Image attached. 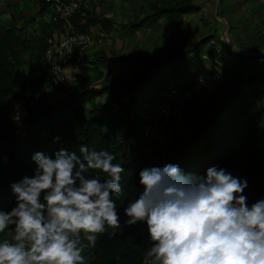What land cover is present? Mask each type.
I'll return each mask as SVG.
<instances>
[{
	"label": "trees",
	"instance_id": "trees-1",
	"mask_svg": "<svg viewBox=\"0 0 264 264\" xmlns=\"http://www.w3.org/2000/svg\"><path fill=\"white\" fill-rule=\"evenodd\" d=\"M38 8V13L43 15L48 6ZM198 11V5L192 0H147L144 16L124 23L122 28L134 32L145 22L167 17L171 20L173 34L180 37V17ZM21 17H11L6 26L0 21V208L10 211L16 206L10 185L24 176L34 175L36 165L32 156L36 152L54 156L63 148L82 156L81 146L108 151L115 156L112 163L124 169L121 174L123 191L119 199L114 197L121 229L116 230V236L109 235L112 229L99 235L87 264H145V255L152 246L147 226L145 223L125 225L128 217L124 209L143 192L139 173L151 167L148 152L158 154L164 147L152 143L150 150L144 148L142 128L149 115L139 103H150L154 99L162 103L166 99L171 83L160 84V73L177 58H182L188 46L178 45L160 56L152 53L122 55L123 64H134L136 68L130 80L122 81L107 73L104 83L95 87L90 77L79 76L76 87L70 92V85L52 82L43 56L41 73L44 74L37 77L33 89L50 83L61 89V98L47 105L31 96L34 103L29 105L26 115L15 119L7 100L22 97L15 67L19 55L30 49L28 40L20 36L24 29L19 23ZM71 23L78 32H88L94 25L109 32L113 25L110 17H99L82 7L71 17ZM205 40L203 38L194 48L203 46ZM79 54L75 49L71 62L77 61ZM98 56L91 63L98 68L104 67L108 58L103 54ZM175 70L170 71L171 77H175ZM200 71L202 69L191 72L187 81L173 83V86L185 88ZM259 82L264 89V74L259 76L258 72L241 78L190 137L179 144L168 145L174 147L176 154L166 165H178L185 175L193 176H204L212 166L223 168L233 177L247 180L248 186L242 194L247 197L249 206L264 199V131L256 124L259 113L253 111L262 93ZM103 95L108 98L106 102L96 101ZM117 107H123L125 114L122 115ZM89 175H99L101 181L110 178L102 170H89ZM11 228L0 233V239Z\"/></svg>",
	"mask_w": 264,
	"mask_h": 264
},
{
	"label": "clouds",
	"instance_id": "clouds-1",
	"mask_svg": "<svg viewBox=\"0 0 264 264\" xmlns=\"http://www.w3.org/2000/svg\"><path fill=\"white\" fill-rule=\"evenodd\" d=\"M79 151L36 152L34 175L10 185L16 206L0 208V233L14 226V234L0 241V264H87L84 250L99 235H117L124 169L108 151ZM139 177L143 192L124 212L125 225L147 226L145 264H264V199L248 205L246 179L216 166L185 175L172 164L146 167Z\"/></svg>",
	"mask_w": 264,
	"mask_h": 264
},
{
	"label": "rangeland",
	"instance_id": "rangeland-1",
	"mask_svg": "<svg viewBox=\"0 0 264 264\" xmlns=\"http://www.w3.org/2000/svg\"><path fill=\"white\" fill-rule=\"evenodd\" d=\"M146 1L147 0H82L81 7L86 9L89 13H96L99 17H102L103 14L105 15V13L108 12L107 10L112 11L115 6V10L113 11L114 14H112L113 16L110 18L113 21V25L110 29L112 32V40L111 42L104 41L103 44H97L96 40L99 33L103 29L99 25H94L88 29L92 43L90 46L80 51L77 61L70 63L69 66L73 69V73L68 74L67 71L69 79L68 85H70L69 92L76 87L79 81V76L90 77L91 85L95 87H99L104 83V75L107 73L122 81H128L133 77L136 68L134 64H123L120 60L122 55L130 53L146 55L152 53L160 56L172 49H175L178 45H189L190 43L188 41H190L195 35H198L199 32H192L188 30L187 32L183 31L180 37L175 36L171 30V20L167 17H163L161 20L158 19L152 22H146L136 32H130L123 29L122 26L124 23L130 22L134 19L138 20L144 16L143 11ZM192 1L199 5L204 4L206 1L209 5L212 4L211 0ZM211 7L212 9L210 10L213 11V4ZM38 11L39 8L27 0H0V21L6 26L11 21V17L21 15L22 17L19 23L24 26V29L20 36L27 39L30 45L29 50L24 51L19 55L17 65L15 67L19 84L22 87V97L7 100L12 109V117L15 119H20L22 116L26 115L29 105L34 103L31 96H34V98L40 103L50 105L56 103L62 95L61 89L52 86L50 83L39 85L35 88L36 90L33 89L37 77L44 74L43 72L41 73L43 67L41 65L43 64V48L45 39L48 34L52 33L56 29V27L54 28L50 24V7L48 6L46 13L43 15H40ZM203 20L208 23H204ZM213 20H215L214 16L207 13L206 16H203L201 29L198 31L202 30L200 35H212L210 37L215 38L214 44L212 45L219 46L221 48L220 51L223 53L224 50L221 46L222 43H220L221 38L218 35L220 27H217L214 31H212V26L214 24ZM101 54L108 58V63H106L104 67L101 66V68L98 69L96 65L91 63V61L96 59V57H99L98 55ZM212 63L213 65H218L217 67L220 66L218 61H212ZM209 65L211 64L209 63ZM261 65L264 66V64ZM209 68H213V66L205 67L204 69L202 68V70L206 71ZM220 69L222 70L221 72L224 80L226 70L225 68L224 70L223 68ZM240 71L241 70L238 69L237 72L233 73L231 85L242 75ZM263 71L264 69L261 67V70L256 71V73L258 72L261 75V73L263 74ZM163 73L164 70L160 74ZM189 75L190 73H187L182 77L177 78H179L178 80L180 82L184 83L188 80ZM227 76L230 77L231 73L227 74ZM171 84H169V87L173 86V84ZM220 86L221 84L219 87ZM107 99V96L103 95L98 97L96 101L102 103L106 102ZM221 100L220 95L216 92L212 99L210 98L197 102L194 105V109L201 105V113H197L193 118H191L193 122L189 126L188 124L186 125L185 131L174 143L179 144L180 141L190 137L193 131L201 126L206 117L209 116L207 115L203 117L201 115L206 113V110L213 111ZM257 102L255 101L256 105L263 107L261 106L262 104H257ZM139 104L143 105V109L147 111V114L150 117H154L157 116V110L161 102L154 99L150 103L140 102ZM117 108L120 109V113L122 115L125 114V109L123 107ZM203 108L205 109L204 111ZM262 110L264 111V108H262ZM166 147H164V149H162L158 154L155 152H148V159L151 167H163L167 162L174 159L176 154L174 147ZM13 234L14 226H12L11 231L1 238L0 241H3L4 239H11L10 236L12 237ZM91 252L92 247H88L84 250L83 255L87 258V262L91 258Z\"/></svg>",
	"mask_w": 264,
	"mask_h": 264
},
{
	"label": "crops",
	"instance_id": "crops-1",
	"mask_svg": "<svg viewBox=\"0 0 264 264\" xmlns=\"http://www.w3.org/2000/svg\"><path fill=\"white\" fill-rule=\"evenodd\" d=\"M211 1L213 4V11L210 10L212 9V4L209 5L206 1L205 3L203 2L204 4L202 5L197 4L199 7L197 13L186 14L180 17L181 34L183 31L187 32L188 30L199 33L188 41L190 44L187 45L188 48L186 49L184 56L182 58H177V60L172 62L171 65L167 66V69L162 74V78H159V82L160 84L164 82L172 84L180 83L178 79L184 74L211 66L220 71H222L220 68H223V70L225 68V79L222 80L221 86L217 90L218 95H220L222 99L227 92L233 89L241 78L258 71L259 69L257 68L259 65L261 63L264 64V0ZM114 10L115 6L112 11L107 10L108 12H106L105 15L103 14V16L111 18V16H113L112 14H114ZM207 13L212 14L215 18V20H213L214 24L212 26V31H214L215 28L220 27L218 35L221 38L220 43H222L221 46L224 50L223 53L220 51L221 48L219 46L212 45L215 41V38L210 37L212 35H200L202 30L198 31L202 26V18L203 16H206ZM159 20H161V18ZM203 22L208 23L207 21L205 22V20H203ZM107 33L108 37L104 41L111 42V30ZM203 38H206L203 46L194 48L196 44H200V41ZM212 61H218L221 67L219 66V68L217 67L218 65H213ZM209 63L211 65H209ZM173 68H176L174 72L175 77L170 76V71ZM238 69L241 70L240 73H242V75L231 85L232 75L234 72H237ZM67 71L68 74L73 73V69H71L70 66H67ZM229 73H231L230 77L227 76ZM259 76H262V73L261 75L259 74ZM259 88L262 93L259 98L256 99V102L258 101L257 104H262L261 106L263 107H260L255 103L253 111L259 113L260 116L256 118V124L264 131V111L262 110V108H264V89L260 82ZM194 110H196V114L201 113V105ZM206 111L207 112L201 116H207L209 110ZM192 122L193 120H191V118L187 119L188 126Z\"/></svg>",
	"mask_w": 264,
	"mask_h": 264
},
{
	"label": "built area",
	"instance_id": "built-area-1",
	"mask_svg": "<svg viewBox=\"0 0 264 264\" xmlns=\"http://www.w3.org/2000/svg\"><path fill=\"white\" fill-rule=\"evenodd\" d=\"M27 1L37 7H50V23L56 29L45 39L44 62L51 72L52 82L67 86L69 80L66 67L71 63L75 49L80 53L92 43L89 32L75 31L71 23V17L80 9L82 0ZM107 37L108 33L101 31L96 40L97 44H103ZM260 65L258 69H264ZM222 80V72L211 68L200 71L185 88L171 86L166 99L158 107L157 116H149L143 124L144 148L150 150L152 143L161 148L174 143L185 131L187 119L196 115L194 105L199 101L212 99Z\"/></svg>",
	"mask_w": 264,
	"mask_h": 264
},
{
	"label": "bare ground",
	"instance_id": "bare-ground-1",
	"mask_svg": "<svg viewBox=\"0 0 264 264\" xmlns=\"http://www.w3.org/2000/svg\"><path fill=\"white\" fill-rule=\"evenodd\" d=\"M70 65V64H69ZM69 65H67V66H69ZM66 74H67V67H66ZM67 78H68V74H67ZM69 80V79H68ZM186 125H187V123H186Z\"/></svg>",
	"mask_w": 264,
	"mask_h": 264
}]
</instances>
